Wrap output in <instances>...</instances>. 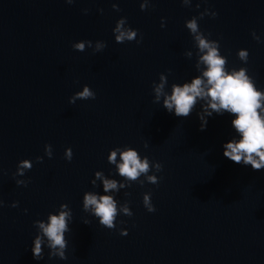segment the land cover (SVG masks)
<instances>
[{
  "label": "water",
  "instance_id": "1",
  "mask_svg": "<svg viewBox=\"0 0 264 264\" xmlns=\"http://www.w3.org/2000/svg\"><path fill=\"white\" fill-rule=\"evenodd\" d=\"M140 3L0 0V264H264V169L222 155L230 116L213 115L200 130L195 110L176 117L152 102L151 90L159 73L169 83L196 74L194 58L183 55L193 48L184 21L206 7L217 16L199 20L200 28L220 40L229 66H242L235 53L247 49L249 73L264 87V0H192V6L150 0L143 11ZM121 16L140 30L137 38L143 34L140 44L114 41L112 28ZM79 40H102L106 47L74 50ZM84 84L96 98L69 104ZM45 143L52 145L51 158L44 156ZM125 144L161 162L156 175L162 179L120 190L115 198L128 200L133 215H119L126 223L107 229L82 210L81 199L93 190V173L107 175L113 167L109 149ZM67 147L71 161L63 157ZM21 159L33 162L18 177L28 179L26 187L11 175ZM148 191L156 209L151 213L142 204ZM12 201L18 206L9 207ZM60 203L73 213L67 259L49 260L45 249L44 260H34L33 221Z\"/></svg>",
  "mask_w": 264,
  "mask_h": 264
},
{
  "label": "clouds",
  "instance_id": "2",
  "mask_svg": "<svg viewBox=\"0 0 264 264\" xmlns=\"http://www.w3.org/2000/svg\"><path fill=\"white\" fill-rule=\"evenodd\" d=\"M74 0H65V3L72 4ZM183 6H192V0H181ZM150 0H141L139 8L143 11L150 7ZM112 8L120 11L117 4H112ZM195 8L199 9L197 3ZM86 14L89 10L82 9ZM103 12V9H97ZM205 16L216 17L217 12L204 8L184 21V27L188 30L192 38L193 48L184 51L183 55L188 59L194 58L195 75L182 82L169 83L166 73L158 74V81H152L151 90L153 93L152 102L159 104L167 112L176 117H188L194 110L199 120L200 130H204L208 123V118L213 115L230 116V137L222 143V155L227 159L242 166H250L252 170L264 169V87L257 84L256 79L249 73L247 62L249 52L245 48H240L235 55L242 66H229L228 57L221 51L219 39H212L210 32H205L199 26V20ZM165 18L161 17L160 27H165ZM139 29L131 27L127 23V17L121 16L115 21L112 34L116 43L131 42L135 40L140 44L143 34ZM253 39L258 43L262 42L260 36L253 30ZM86 46L93 53L100 52L106 47V42L102 40H79L71 44L77 51H84ZM194 49V51H193ZM170 73L171 70L169 69ZM96 92L88 85L84 84L80 90L74 92L68 103L74 104L77 100L95 99ZM198 106V110H197ZM143 147L148 148L145 142ZM44 156H53L52 145L45 143ZM63 157L71 161L73 152L71 147L64 150ZM43 156H36V162H42ZM106 160L113 167L106 175L103 170L93 173L90 184L93 190L85 191L81 199L82 210L104 228L113 229L117 224L126 223L118 220L119 215L132 216L129 201L122 203L115 197L120 190L131 187L132 183L143 186L145 182L158 184L162 179L156 173L162 172L163 164L150 159L148 155L141 154L137 148L130 145H118L109 149ZM33 162L30 159H21L17 162L16 170L12 178L17 186H27L28 179H22L24 174L30 170ZM115 176L120 179L114 178ZM141 177H143L141 179ZM99 187L101 191L95 189ZM129 195L128 192L124 193ZM151 191L142 193V204L149 212H154L155 206L151 201ZM4 201L0 200V207L4 206ZM18 201H12L9 207H17ZM27 212V209L23 210ZM73 221L72 209L67 203H60L52 211L48 212L43 219L33 221L36 229L31 240L30 250L34 260L40 261L45 258H58L66 260V249L68 239L66 234L71 231L70 224ZM83 223H90L85 218ZM120 235H126L127 229H118Z\"/></svg>",
  "mask_w": 264,
  "mask_h": 264
}]
</instances>
